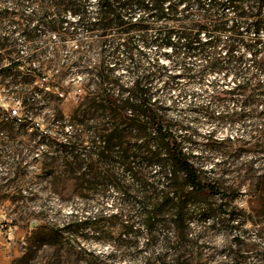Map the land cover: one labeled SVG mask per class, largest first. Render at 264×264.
Returning <instances> with one entry per match:
<instances>
[{"label": "rangeland", "instance_id": "1", "mask_svg": "<svg viewBox=\"0 0 264 264\" xmlns=\"http://www.w3.org/2000/svg\"><path fill=\"white\" fill-rule=\"evenodd\" d=\"M89 1L93 9L95 0ZM52 11L33 0H0V65L13 58L19 63L14 74L0 72V264H264V151L256 145L255 130L264 126L263 104L257 106L258 118L243 120H210L192 112L190 105L202 103L213 74L199 82L180 78L177 88L154 94L164 117L187 127L176 130L191 137L192 142L183 143L186 157L201 181L214 186L192 191L176 171L170 190L184 201L186 234L177 248L165 247V237L175 238L172 224L162 218L168 226L149 231L135 221L127 195L138 188L132 187L130 175L118 162H105L97 154L88 126L100 121L91 115L82 124L72 121L76 115L82 118L85 92L76 87L87 68L97 63L98 36L78 31L60 39L35 18L30 26L41 29L38 36L27 38L18 31L21 17ZM65 14L68 21L75 20ZM260 35L264 38V31ZM125 38L122 34L118 40ZM104 39L106 47L117 39L115 30H107ZM115 54L107 52L111 66ZM154 54L153 47L147 48L148 57ZM160 61L166 59L160 56ZM112 73L130 84L131 74L124 68L115 67ZM14 77L19 80L16 85L10 81ZM216 78L224 81L221 75ZM235 81L230 75L226 79L230 84ZM56 86L65 93L60 100L44 92ZM21 88L33 91L35 101L22 104ZM239 108L226 103L213 110L217 114ZM13 109L20 120L12 116ZM57 111L67 121L62 128L52 120ZM74 133L83 147L77 150L84 153L77 159L65 156L71 146L56 145L67 143ZM124 133L130 147L147 140V135ZM216 137L239 140L218 143ZM148 167L151 173L158 170L156 164ZM110 176L121 179L129 192L124 195L115 188ZM88 184L93 191H83ZM165 213L172 217L171 210ZM125 223H133L134 232L122 233Z\"/></svg>", "mask_w": 264, "mask_h": 264}, {"label": "trees", "instance_id": "2", "mask_svg": "<svg viewBox=\"0 0 264 264\" xmlns=\"http://www.w3.org/2000/svg\"><path fill=\"white\" fill-rule=\"evenodd\" d=\"M33 1L53 11L52 14L21 17L24 21L18 31L22 36L34 38L40 34L37 25L30 26L34 18L39 25L46 24L47 30L60 39L78 31L87 36H98L97 63L87 68L86 76L76 87L85 92L82 118L76 119V115L72 121L82 124L87 115L100 121L97 126H88V132L102 160L118 162L130 175L132 187L138 188L137 193L127 195L134 208L132 217L149 231L155 227L164 230L168 225L160 219L165 218L176 233L173 240L165 237L163 244L177 248L186 231L183 225L184 201L170 190L176 171L192 191L213 190L214 186L201 181L198 170L186 157L183 143L192 142L191 137L187 132L176 134V130L179 128L182 132L187 127L180 121L166 119L163 106L157 103L158 97L153 96L159 90L177 88L182 81L180 78L199 82L205 75L213 74L202 103L194 101L190 105L192 112L219 121L258 118L257 106L260 103L264 106V38L260 35L264 31V0H95L93 9L89 7L92 5L89 0ZM66 12L75 20L68 21ZM231 16L233 20L229 22ZM109 29L115 30L117 39L110 40L105 47L104 35ZM122 34L126 38L120 41L118 38ZM150 47L155 54L148 57L147 48ZM108 51L116 53L112 66L106 60ZM160 56L166 59L165 63L160 61ZM18 64V59H9L0 65V72L14 74L12 70H16ZM115 67L124 68L131 74L129 85L121 83L118 75H113ZM216 75H221L224 83ZM229 75L236 80L233 84L226 83ZM10 81L14 85L19 82L15 77ZM51 90L44 91L51 98L60 100L65 95L57 86ZM20 92L22 104L35 101L33 91L21 88ZM226 103L240 108L215 114L213 107ZM52 120L61 128L67 122L58 111ZM255 130L258 133L256 145L264 151V126ZM133 131L137 134H132ZM124 132L129 136L147 135V140L137 147H130L124 139ZM71 138L67 143L57 142L56 145L71 146V153L65 151V156L77 159L84 154L77 150L78 147L83 149L80 135L74 133ZM213 140L233 143L239 139L216 137ZM151 164L158 166L154 173L148 167ZM112 177L110 181L115 188L124 195L129 192L121 179ZM159 185L163 187L159 188ZM82 188L83 191H93L94 186L88 184ZM168 210H171L170 218L165 213ZM122 226V233L134 232L133 223ZM163 257L160 254L157 259Z\"/></svg>", "mask_w": 264, "mask_h": 264}, {"label": "built area", "instance_id": "3", "mask_svg": "<svg viewBox=\"0 0 264 264\" xmlns=\"http://www.w3.org/2000/svg\"><path fill=\"white\" fill-rule=\"evenodd\" d=\"M12 113H13V114H12L13 117H15V118H17L18 120H20V117H18L19 115H18V113L15 111V109L12 110Z\"/></svg>", "mask_w": 264, "mask_h": 264}]
</instances>
